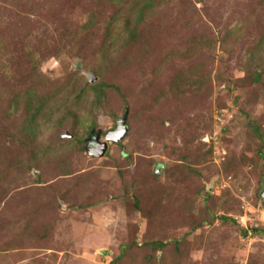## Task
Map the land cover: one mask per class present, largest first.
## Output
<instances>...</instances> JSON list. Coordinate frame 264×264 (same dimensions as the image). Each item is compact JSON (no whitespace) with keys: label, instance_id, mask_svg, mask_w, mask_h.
I'll return each instance as SVG.
<instances>
[{"label":"rangeland","instance_id":"1","mask_svg":"<svg viewBox=\"0 0 264 264\" xmlns=\"http://www.w3.org/2000/svg\"><path fill=\"white\" fill-rule=\"evenodd\" d=\"M263 38L264 0H0V264H264Z\"/></svg>","mask_w":264,"mask_h":264},{"label":"water","instance_id":"2","mask_svg":"<svg viewBox=\"0 0 264 264\" xmlns=\"http://www.w3.org/2000/svg\"><path fill=\"white\" fill-rule=\"evenodd\" d=\"M87 76H88V78H89V80H90L91 83L97 82V78L94 75L87 74ZM129 114H130V112L128 110L126 112L124 118L118 122V128H117V130L114 131V132H112V133H110L106 137V143H103V144L98 143L99 144L98 146L101 147V149H100L101 152L98 155L99 157H104L105 156V154L108 151L109 146L112 143L113 144H118V143L122 142L126 138V136L128 134V131H129V128H128V125H127L128 119H129ZM65 137H70V136L69 135H66Z\"/></svg>","mask_w":264,"mask_h":264},{"label":"trees","instance_id":"3","mask_svg":"<svg viewBox=\"0 0 264 264\" xmlns=\"http://www.w3.org/2000/svg\"><path fill=\"white\" fill-rule=\"evenodd\" d=\"M142 16H143V13H140V14L138 15L139 20H142ZM263 41H264V38H263ZM257 74H258V72L256 73V75H257ZM258 75H259V74H258ZM258 77H260V75H259ZM106 86H107L106 84H99L98 87H97V86H94V87H92V89H94L95 91H97V90H99L100 88H104V87H106ZM112 87H113V86H112ZM114 88H116V87H114ZM116 89L119 90L118 88H116ZM31 97H32V96H31ZM32 101H33V98H30V101L28 102L30 106L32 105ZM92 136H93V135H92ZM225 221H229V219H225ZM254 233H255L256 235L262 234V232H261L260 230H255ZM244 235L247 236V235H248V232H247V231L244 232ZM155 246H156L158 249H163V248L166 247L165 244H163V243L155 244Z\"/></svg>","mask_w":264,"mask_h":264},{"label":"flooded vegetation","instance_id":"4","mask_svg":"<svg viewBox=\"0 0 264 264\" xmlns=\"http://www.w3.org/2000/svg\"><path fill=\"white\" fill-rule=\"evenodd\" d=\"M116 129H117V128H116ZM114 131H116V130L114 129ZM114 131H113V132H114ZM110 133H112V132H110ZM110 133H109V134H110ZM109 134H108V135H109ZM108 135H107V136H108ZM92 137L94 138V142H95V143L90 141V147H91V149H93L94 147L97 148V142H96V140H98V138L96 137V135H95V137H94V133H93V136H92ZM90 147H89V148H90Z\"/></svg>","mask_w":264,"mask_h":264}]
</instances>
